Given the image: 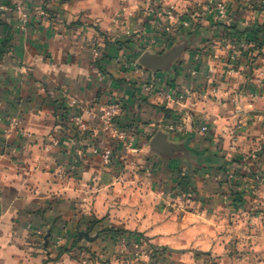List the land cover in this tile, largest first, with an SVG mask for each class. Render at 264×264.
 Returning <instances> with one entry per match:
<instances>
[{
	"label": "crops",
	"instance_id": "0c3cea01",
	"mask_svg": "<svg viewBox=\"0 0 264 264\" xmlns=\"http://www.w3.org/2000/svg\"><path fill=\"white\" fill-rule=\"evenodd\" d=\"M196 1L0 0V264L77 250L83 224L103 217L187 264H264V42L254 48L247 31L258 22L241 14L225 22L200 4L207 13L197 20ZM170 7L189 25L146 49L187 47L170 71L154 72L135 63L138 39L153 38L152 11ZM63 95L97 115L123 103L118 121L136 154L120 146L117 160L114 138L88 112L89 133L72 115L59 120ZM158 131L191 157L150 153ZM183 176L192 197L177 189Z\"/></svg>",
	"mask_w": 264,
	"mask_h": 264
},
{
	"label": "rangeland",
	"instance_id": "374dc122",
	"mask_svg": "<svg viewBox=\"0 0 264 264\" xmlns=\"http://www.w3.org/2000/svg\"><path fill=\"white\" fill-rule=\"evenodd\" d=\"M197 8L191 9L190 11H194V15H196L197 20H201L204 18L206 11H203V7H199L202 5H209L213 7V10L217 12L215 14V18L218 20H232L237 18L235 14H241L240 16L246 21L254 20L258 22V24L254 25V29H257L259 26L264 25V0H197ZM203 2V3H202ZM218 5H222L226 11V17H221L219 15V11L217 9ZM46 13V12H45ZM180 13V12H179ZM181 14V13H180ZM208 15V14H207ZM188 16V13L185 15ZM183 19V14H181V20ZM189 21V19H187ZM183 26V25H182ZM233 28V27H231ZM230 29V28H229ZM236 29V28H235ZM150 30H152L150 28ZM251 30V29H250ZM248 30L247 32L249 33ZM154 30H152V35L154 36ZM229 35L241 34L240 32H227ZM147 33H143V35L139 36L138 45L141 48V52L139 55H143L148 52L146 48H153V50H157L159 43L153 42L151 38L146 35ZM247 34V33H246ZM139 35V33L137 34ZM129 42V41H128ZM246 44V43H245ZM162 51V50H161ZM135 63L139 64V56ZM262 52L258 57H262ZM121 114V113H120ZM120 116V115H119ZM119 116H117V131L126 132L128 135V139L120 140L119 138H114L112 143L117 145V160H125L124 152H118L120 149H125L128 154L129 152L133 155L136 154V141L133 137L132 130L123 127L121 125L120 120L118 121ZM157 133V132H156ZM111 136V135H110ZM110 142V144H112ZM122 146V147H120ZM112 149V147H111ZM138 154V153H137ZM138 156V155H137ZM101 161L104 164L111 163V159L108 163H105V159L103 154H101ZM127 159V158H126ZM117 175L119 178H123V171H117ZM107 218L103 217L100 219H90L86 221L83 225L82 231H79L77 238L74 240L75 243L74 248L68 249L62 246H56L55 252H46V256L44 259V264H187V258L180 254H175L170 252L169 250H164V248L158 249L150 245V243L146 242V240L138 239L140 236L139 233L131 232L130 230L121 228L108 226L106 223ZM47 234L45 235L44 244L49 246V239L53 236V228L55 225V221L51 222ZM84 233L85 235L81 236L80 233ZM132 235H136L137 240L131 241L130 237ZM141 237V236H140ZM145 241V242H144ZM112 243L111 246L108 244ZM81 244L82 246H79ZM58 245V244H57ZM67 254V259H62V257ZM62 262V263H61Z\"/></svg>",
	"mask_w": 264,
	"mask_h": 264
},
{
	"label": "built area",
	"instance_id": "2783aa9c",
	"mask_svg": "<svg viewBox=\"0 0 264 264\" xmlns=\"http://www.w3.org/2000/svg\"><path fill=\"white\" fill-rule=\"evenodd\" d=\"M217 9L221 17H226L225 8L222 5H218ZM45 14V11L42 10L39 13V16H45ZM178 24H182L183 26L189 25L188 22L181 20V14L174 7L154 9L152 11V17L148 21L149 27L154 30V37L151 39L153 42H156L158 38H162L166 42L171 41L172 35L176 31V26ZM62 99L65 102V106L69 109L67 116L70 117L72 115V120L76 122L83 132H91L90 128L82 121V114L88 112L98 119L102 130L111 135L112 138H119L120 140L125 141L129 138L126 132L117 131V116H119L123 110V103L108 101L106 104L107 108L97 115L93 114L86 106L81 104L77 98L73 96L63 95ZM202 131L206 133L207 127H204ZM102 154L104 156L105 163H108L113 154V150L111 148L105 149ZM178 190L182 197L193 196L192 189Z\"/></svg>",
	"mask_w": 264,
	"mask_h": 264
},
{
	"label": "water",
	"instance_id": "95a60500",
	"mask_svg": "<svg viewBox=\"0 0 264 264\" xmlns=\"http://www.w3.org/2000/svg\"><path fill=\"white\" fill-rule=\"evenodd\" d=\"M186 47L187 44H178L162 54L146 52L139 58V64L154 72L170 71L173 63L182 55ZM149 152L167 160L178 157L189 159L191 157L190 152L183 143L171 142L169 134L164 131H158L151 139ZM80 235L85 234L81 232Z\"/></svg>",
	"mask_w": 264,
	"mask_h": 264
},
{
	"label": "trees",
	"instance_id": "16d2710c",
	"mask_svg": "<svg viewBox=\"0 0 264 264\" xmlns=\"http://www.w3.org/2000/svg\"><path fill=\"white\" fill-rule=\"evenodd\" d=\"M249 38H252L251 41H255L254 48L262 49L264 40V25L259 26L257 29H251ZM56 104V115L61 121H65L69 109L65 106L64 100L55 101ZM177 189L186 190L191 189L189 181L186 176L181 177ZM164 250H167L164 248Z\"/></svg>",
	"mask_w": 264,
	"mask_h": 264
}]
</instances>
